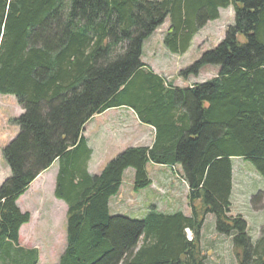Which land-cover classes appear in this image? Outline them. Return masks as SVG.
I'll use <instances>...</instances> for the list:
<instances>
[{
  "label": "trees",
  "instance_id": "obj_1",
  "mask_svg": "<svg viewBox=\"0 0 264 264\" xmlns=\"http://www.w3.org/2000/svg\"><path fill=\"white\" fill-rule=\"evenodd\" d=\"M228 8L234 24L224 39L180 72L187 79L219 66L212 80L181 90L143 63L144 42L167 21L163 44L184 55ZM0 95L24 111L3 150L11 176L0 187V264H39L38 251L14 248L31 221L17 201L55 162L54 196L68 209L59 264H206L208 214L232 238L238 264H264V225L254 243L246 220L231 215L232 160L251 163L264 180V0H0ZM124 105L154 126V144L128 148L92 175L84 127ZM149 163L180 167L190 216L156 206L142 220L111 216L128 169L136 191L152 185ZM251 204L264 210V191Z\"/></svg>",
  "mask_w": 264,
  "mask_h": 264
},
{
  "label": "rangeland",
  "instance_id": "obj_2",
  "mask_svg": "<svg viewBox=\"0 0 264 264\" xmlns=\"http://www.w3.org/2000/svg\"><path fill=\"white\" fill-rule=\"evenodd\" d=\"M233 24V9H222L220 18L206 25L196 35L191 49L186 54L174 55L163 44V38L169 27V21H167L146 42L145 62L164 77L165 81L168 82L169 80L174 84L173 86L176 88L182 87L183 84L189 87L196 83L203 84L208 82L217 76L220 69L219 66L207 65L201 70L199 76H190L187 79L180 77V72L190 68L205 52L214 50L224 39L227 27ZM23 113L24 111L15 97L0 95V187L11 176L10 168L3 159V150L16 138L20 131L12 120ZM91 125L89 124L87 129ZM130 133L136 135L139 130L136 129L135 132ZM121 147V141L118 143L108 142L99 155L97 154L90 162L91 173L94 175L101 174L104 168L123 152L124 148ZM232 161L233 194L231 215L234 217L241 215L246 220L249 235L252 241L256 243L260 237V229L264 225V210H254L251 199L258 192L264 191V180L257 174L251 163L241 158L233 159ZM97 163L98 166L95 165ZM58 169L59 164L55 162L31 184L28 191L17 201V205L23 213L29 212L31 214V221L19 232V246L14 248L38 251L41 264H58L67 246V205L54 196V184ZM167 169L170 171L169 168ZM147 170L152 177L156 173H166V169L154 164H148ZM134 176V169H128L124 176L127 189L131 190L133 187V182L129 178ZM179 183L177 202L169 209H166L164 200L160 199L159 202L163 203L158 206L160 211H181L184 214H191L188 203V186L184 181ZM154 188L156 193L162 194V197L167 195V192L162 187ZM162 190H164V193ZM149 191L152 190L148 188ZM149 193L151 196L153 195L151 194L152 192ZM129 201V204L126 205L127 207L125 206L116 213L118 216L142 220L146 212L155 203L154 199L149 198L146 208H143L144 205L132 200ZM140 212L143 213L139 214ZM215 222V216L208 214L201 232V250L206 258V264H238L232 250V238L218 234L215 231Z\"/></svg>",
  "mask_w": 264,
  "mask_h": 264
},
{
  "label": "crops",
  "instance_id": "obj_3",
  "mask_svg": "<svg viewBox=\"0 0 264 264\" xmlns=\"http://www.w3.org/2000/svg\"><path fill=\"white\" fill-rule=\"evenodd\" d=\"M147 41L148 40H146L144 42L142 61L156 75L162 77L160 74L157 73L156 70H154L149 64H147V62H145V46H146ZM193 41H194V39H193ZM193 41H192V43H193ZM191 47H192V44H191ZM191 47H190V49H191ZM162 78H164V77H162ZM195 85H193V86H195ZM165 86H166V84H165ZM193 86L188 87V86L183 84L182 87H179V88L181 90H185V89H190ZM94 122H95V124H93ZM89 124L90 125L92 124V125L89 129H87L88 128L87 126ZM136 129L139 130L138 134L135 135V134L130 133V132H135ZM82 135L85 138V140L87 141V145L92 152L91 157L87 163L88 172L90 174H92L90 171V167H89L90 162L94 159V157L97 154L99 155V153L104 149V147L106 146V144L108 142L111 141L113 143H118L121 141L122 142L121 148H124L123 151L128 149V148H135V147H149V148H151L153 146L155 138H156V129L154 128L153 125L143 123L139 114L132 107L124 105V106H120V107L111 108V109L105 111L104 113H102L100 115L94 116L85 125ZM128 138H130V139H128ZM149 164H153V163H149ZM95 165L98 166V163ZM154 165H156V164H154ZM156 166L163 167V169H166V173H162V174L156 173V174H153L154 175L153 177L149 174L150 178L152 180V185L149 187L152 191H149V192H152L151 194H153L154 196L150 195V193L148 192V188L141 190V191H136L133 187L131 188V190L127 189V186L124 182V177H123V184L119 190V193L116 196H114L113 198H111V200L109 202V210H110L111 216H113V215L118 216V214H116V213H118V211H120L122 208H124L126 205H128L129 200L140 203V205L141 204L144 205L143 208H146V205H147V202L149 201V198H152L155 201L153 206H156L158 210H159V208H158L159 204H163V203L159 202L160 199L164 200L166 209H169L172 205H174L177 202L176 198H177V190H178L179 185H180L179 181L170 177L169 171L167 169L168 165H156ZM178 169H179V174L181 175L180 167H178ZM126 172L124 173V176H125ZM92 175H94V174H92ZM40 179H42V177H40ZM129 180H131L133 182L134 177L129 178ZM55 186H56V181H55L54 187ZM152 186H154L156 188L162 187L167 192V195L164 197L160 196L158 193H156L155 188ZM128 198H129V200H128ZM160 212L165 213V214H172V213H175L177 211H175V212L160 211ZM141 213H143V212H140L139 214H141ZM185 215L190 216L189 214H185ZM26 225H23L21 227V229L23 227H25ZM21 229H20V231H21ZM24 250H28V249H24ZM39 264H41L40 261H39Z\"/></svg>",
  "mask_w": 264,
  "mask_h": 264
},
{
  "label": "built area",
  "instance_id": "obj_4",
  "mask_svg": "<svg viewBox=\"0 0 264 264\" xmlns=\"http://www.w3.org/2000/svg\"><path fill=\"white\" fill-rule=\"evenodd\" d=\"M169 169H170V171H171L173 174H175L176 177L178 178V176H177V167H176V166H170ZM163 193H164V191H163ZM186 234H187V238H188V240H189V241H192V239H193L192 232H191L189 229H187V230H186Z\"/></svg>",
  "mask_w": 264,
  "mask_h": 264
}]
</instances>
